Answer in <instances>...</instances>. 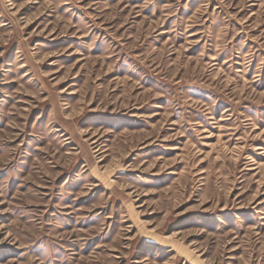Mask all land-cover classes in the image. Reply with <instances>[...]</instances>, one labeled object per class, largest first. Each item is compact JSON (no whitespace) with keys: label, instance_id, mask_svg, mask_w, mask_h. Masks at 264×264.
Returning <instances> with one entry per match:
<instances>
[{"label":"rangeland","instance_id":"1","mask_svg":"<svg viewBox=\"0 0 264 264\" xmlns=\"http://www.w3.org/2000/svg\"><path fill=\"white\" fill-rule=\"evenodd\" d=\"M0 264H264V0H0Z\"/></svg>","mask_w":264,"mask_h":264}]
</instances>
